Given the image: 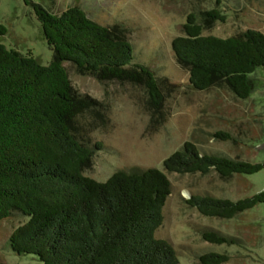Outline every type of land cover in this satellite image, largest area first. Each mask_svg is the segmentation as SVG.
Returning <instances> with one entry per match:
<instances>
[{"label":"trees","instance_id":"obj_1","mask_svg":"<svg viewBox=\"0 0 264 264\" xmlns=\"http://www.w3.org/2000/svg\"><path fill=\"white\" fill-rule=\"evenodd\" d=\"M33 6L53 62L44 66L31 53L0 44V223L24 220L10 236L12 252L34 256L40 264H182L175 248L156 236L172 195L163 171L119 172L104 183L85 175L94 154L86 136L96 103L74 91L66 65L100 83L146 84L149 91H157L155 74L135 63L122 26H100L79 8L55 15ZM203 17L224 21L216 10ZM184 31L172 50L189 71L193 88H228L248 100L254 89L251 76L264 68V34L249 30L228 39L204 37L193 14ZM6 34L0 25V37ZM155 91L151 101L160 109ZM215 138L233 141L224 133ZM163 168L179 175L216 173L228 180L256 175L264 164L203 154L186 143ZM187 204L205 217L232 220L263 205L264 192L236 202L193 195ZM203 238L219 246L239 244L217 233ZM229 259L208 254L200 262L226 264Z\"/></svg>","mask_w":264,"mask_h":264},{"label":"rangeland","instance_id":"obj_2","mask_svg":"<svg viewBox=\"0 0 264 264\" xmlns=\"http://www.w3.org/2000/svg\"><path fill=\"white\" fill-rule=\"evenodd\" d=\"M0 0V25L7 34L0 44L23 55L31 53L42 65L53 62L33 5L60 15L72 8L103 27L122 26L133 46L135 63L149 68L157 78L161 105L156 109L146 84L105 82L80 74L67 64L76 93L96 103L88 119L91 132L86 143L93 150L85 175L100 183L114 174L163 171L172 184V195L164 209V224L158 239L168 241L182 264H202L208 254L228 256L226 264H264V204L232 220L212 219L191 208L193 195L211 196L233 202L264 192V170L253 176L222 179L179 175L164 170L166 159L186 143L203 154L264 164V68L251 76L254 89L248 100L228 88L198 91L190 73L175 57L172 42L185 37L189 15H196L204 37L222 39L249 30L264 34V0ZM216 10L222 21H204L203 14ZM154 95V94H153ZM101 115V117H100ZM99 116V117H98ZM216 133L233 137L223 142ZM100 145V148H96ZM24 220L0 223V262L40 264L34 256H18L10 248V236ZM205 233H217L239 241L238 245H214Z\"/></svg>","mask_w":264,"mask_h":264}]
</instances>
